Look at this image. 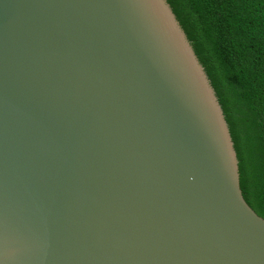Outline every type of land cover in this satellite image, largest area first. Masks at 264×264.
I'll return each instance as SVG.
<instances>
[{
    "label": "water",
    "instance_id": "95a60500",
    "mask_svg": "<svg viewBox=\"0 0 264 264\" xmlns=\"http://www.w3.org/2000/svg\"><path fill=\"white\" fill-rule=\"evenodd\" d=\"M0 264H264L167 0H0Z\"/></svg>",
    "mask_w": 264,
    "mask_h": 264
},
{
    "label": "trees",
    "instance_id": "16d2710c",
    "mask_svg": "<svg viewBox=\"0 0 264 264\" xmlns=\"http://www.w3.org/2000/svg\"><path fill=\"white\" fill-rule=\"evenodd\" d=\"M229 126L246 203L264 218V0H167Z\"/></svg>",
    "mask_w": 264,
    "mask_h": 264
}]
</instances>
